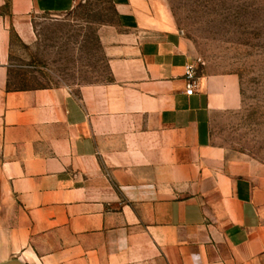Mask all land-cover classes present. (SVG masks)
<instances>
[{
    "label": "crops",
    "instance_id": "crops-1",
    "mask_svg": "<svg viewBox=\"0 0 264 264\" xmlns=\"http://www.w3.org/2000/svg\"><path fill=\"white\" fill-rule=\"evenodd\" d=\"M81 1L0 0V264H264V176L217 137L239 80L199 73L180 0H109L103 80L13 85L10 29Z\"/></svg>",
    "mask_w": 264,
    "mask_h": 264
},
{
    "label": "rangeland",
    "instance_id": "rangeland-1",
    "mask_svg": "<svg viewBox=\"0 0 264 264\" xmlns=\"http://www.w3.org/2000/svg\"><path fill=\"white\" fill-rule=\"evenodd\" d=\"M172 13L190 45L200 74L239 80L241 107L217 128L227 158L264 176V0H180ZM1 14L9 15L8 3ZM29 39L10 29L8 61L15 87L103 80L107 73L101 33L115 23L109 0H84L69 12L31 18Z\"/></svg>",
    "mask_w": 264,
    "mask_h": 264
},
{
    "label": "built area",
    "instance_id": "built-area-1",
    "mask_svg": "<svg viewBox=\"0 0 264 264\" xmlns=\"http://www.w3.org/2000/svg\"><path fill=\"white\" fill-rule=\"evenodd\" d=\"M185 79L187 81L186 93L191 94L196 82V67L194 63H189L185 66Z\"/></svg>",
    "mask_w": 264,
    "mask_h": 264
}]
</instances>
